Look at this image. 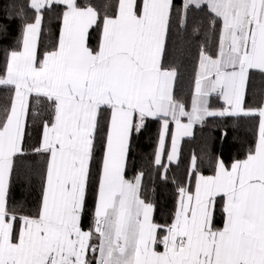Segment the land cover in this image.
<instances>
[{
    "label": "snow or ice",
    "instance_id": "6c2138e0",
    "mask_svg": "<svg viewBox=\"0 0 264 264\" xmlns=\"http://www.w3.org/2000/svg\"><path fill=\"white\" fill-rule=\"evenodd\" d=\"M202 5L220 21L219 40L214 53L200 51L189 111L174 95L179 74L167 64V39L174 12L183 11L184 23ZM57 6L58 42L41 58L44 14ZM27 7L33 19L17 11L20 35L0 76V87L11 90L0 105V264H264V0H184L180 9L173 0H118L115 13L102 17L77 0H30ZM94 26L96 48L89 44ZM213 95L220 109L211 107ZM45 110L32 148L43 158L40 206L18 215L9 205L10 180L27 155L30 120ZM226 116L258 121L246 158L230 168L218 159L206 176L193 155L171 222L155 223L154 204L141 198L144 173L125 174L133 133L150 118L160 122L154 162L166 180L164 157L178 162L194 125Z\"/></svg>",
    "mask_w": 264,
    "mask_h": 264
},
{
    "label": "trees",
    "instance_id": "16d2710c",
    "mask_svg": "<svg viewBox=\"0 0 264 264\" xmlns=\"http://www.w3.org/2000/svg\"><path fill=\"white\" fill-rule=\"evenodd\" d=\"M30 0H0V27L6 32L0 35V76L6 69L7 51L14 47L20 35L22 18L16 13L23 8L26 21L33 19V11L27 6ZM118 0H77L81 7L93 6L98 15H113ZM183 0H174V5L180 9ZM63 6L47 10L42 22V32L38 45V53H43L58 42L62 26ZM11 14L12 18H9ZM183 11L173 13L170 34L167 39V64L178 70V82L174 88V95L182 100L186 109L190 106L194 91V80L198 68L201 49L214 53L218 48L220 21L213 23V14L208 9L191 7L184 23H181ZM99 29L95 26L90 30L89 44L97 47ZM255 80L262 79L258 71ZM11 90L0 87V105L10 99ZM251 103V97H248ZM219 105H212L218 107ZM46 109V105H44ZM48 118V112L42 111L36 122L30 120L29 136L26 138L25 149L27 155L17 161L13 176L10 180L9 205L18 215H35L40 206L42 194V160L33 153L32 148L38 146L40 129L43 119ZM257 120L235 117H210L195 126L194 134L181 143V155L176 163H168L167 179H162L164 169L157 166L154 156L158 145L160 122L148 119L146 127L139 133H133L129 161L126 167V178L132 180L143 172L141 198L154 204V222L158 224L170 223L178 201V184H188L190 160L193 155L198 157L199 172L203 175L215 173L216 162L222 160L230 165L236 160L246 158L248 150L254 145L256 138ZM166 163V162H165ZM164 163V164H165ZM99 156L94 163L98 170ZM194 179H191V187ZM218 200L217 208L220 207ZM91 224V215L84 221V228ZM217 227H222V218L217 212Z\"/></svg>",
    "mask_w": 264,
    "mask_h": 264
},
{
    "label": "crops",
    "instance_id": "0c3cea01",
    "mask_svg": "<svg viewBox=\"0 0 264 264\" xmlns=\"http://www.w3.org/2000/svg\"><path fill=\"white\" fill-rule=\"evenodd\" d=\"M173 2H174V0H173ZM183 2H184V0H183ZM202 7H205L206 9H207V6L206 5H202L201 6V8ZM193 8H195V6H193ZM62 27V26H61ZM91 30V29H90ZM197 70H198V68H197ZM253 71H255V70H253ZM210 104H211V107H212V105H219L218 107H212V108H214V109H220L221 107H223V101L219 98V97H217V96H215V95H213L211 98H210ZM190 109H191V103H190V106L187 108V110H189L190 111ZM210 118V117H209ZM184 122H187L186 121V118H185V120H184ZM197 125V124H196ZM196 125H194V127H193V134H194V130H195V126ZM170 130L171 131H174L175 130V126H174V124L173 125H170ZM193 136V135H192ZM191 136V137H192ZM186 138H190V137H184L182 140H181V143H182V141L184 140V139H186ZM167 145H168V147H170V136H169V138H168V141H167ZM157 147H158V145H157ZM166 162V163H165ZM163 163H165V164H168L169 162L167 161V159H166V156L164 157V159H163ZM176 163V162H175ZM226 165V164H225ZM226 167H231V164L230 165H226ZM207 176V175H206ZM193 188H194V183H193V186H192ZM219 200V199H218ZM153 219H154V212H153ZM85 230H87V229H85ZM162 250V249H161Z\"/></svg>",
    "mask_w": 264,
    "mask_h": 264
}]
</instances>
